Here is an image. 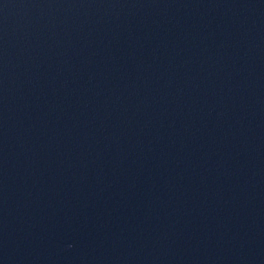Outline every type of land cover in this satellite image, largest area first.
<instances>
[{"label":"water","instance_id":"water-1","mask_svg":"<svg viewBox=\"0 0 264 264\" xmlns=\"http://www.w3.org/2000/svg\"><path fill=\"white\" fill-rule=\"evenodd\" d=\"M4 264H264V0H0Z\"/></svg>","mask_w":264,"mask_h":264}]
</instances>
